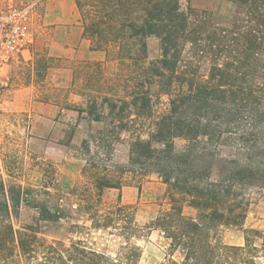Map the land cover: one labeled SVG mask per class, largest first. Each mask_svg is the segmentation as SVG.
Wrapping results in <instances>:
<instances>
[{"label":"trees","instance_id":"1","mask_svg":"<svg viewBox=\"0 0 264 264\" xmlns=\"http://www.w3.org/2000/svg\"><path fill=\"white\" fill-rule=\"evenodd\" d=\"M225 1L235 6L227 26L182 0H75L83 37L119 68L108 81L87 74L85 86L101 95L81 94L85 106L67 108L104 126L83 140L87 179L69 191L54 175L40 189L6 186L0 176V264H138V242L154 231L166 243L161 264H264V228H244L247 191L264 187V0ZM151 38L160 41L155 60ZM132 123L147 136L131 142L128 163L115 172L113 139ZM75 131L61 144L70 148ZM224 146L233 152L220 158ZM150 174L167 185L168 207L148 223L122 194L105 200L106 189ZM24 207L36 216L18 224ZM62 221L70 225L65 239L44 235L43 222ZM229 228L242 229L244 244L222 240ZM93 232L118 239L116 253L94 246Z\"/></svg>","mask_w":264,"mask_h":264},{"label":"rangeland","instance_id":"2","mask_svg":"<svg viewBox=\"0 0 264 264\" xmlns=\"http://www.w3.org/2000/svg\"><path fill=\"white\" fill-rule=\"evenodd\" d=\"M32 5L31 28L36 41L28 60L17 59L11 70V84L0 111V176L6 183L21 184L25 187L41 188L47 176L54 175L58 185L65 191L84 183V167L87 155L81 148L83 140L90 139L89 134L102 129L104 124L93 122L88 115L82 117L67 107H84L86 97L98 95L99 89L92 84L85 86L84 78L88 74L98 73L108 81L118 73V64L114 59L110 64L99 62L78 61L72 53L64 57L55 51L60 26L73 22L76 6L73 0H25ZM183 8L192 6L198 10L211 12L214 19L227 26L235 13V6L225 0H182ZM149 60L158 59L161 55L160 41L157 38L149 39ZM56 52V53H54ZM87 62V63H86ZM101 64V65H99ZM98 65V66H97ZM64 67L74 69L75 78L71 85L58 82V74ZM61 77V75H59ZM56 80V81H55ZM85 90V91H84ZM98 90L99 92L95 91ZM107 90H102L105 92ZM80 92V93H78ZM110 91H107V93ZM122 87L118 96L122 95ZM82 94V95H81ZM39 102L48 103L65 109L52 117L53 112L48 107H39ZM156 111L163 112L167 108L166 99L161 100ZM57 110V108H56ZM157 113V114H158ZM59 121L67 125L62 137L49 132ZM75 126V136L70 148L61 144L67 142L69 127ZM147 128L142 129L138 124L124 129L119 140L113 139L112 163L115 172L126 165L130 156V144L139 135L146 138ZM178 148H183L185 140L177 139ZM231 147H222L220 158H227L232 154ZM118 167V168H117ZM51 168L52 171L48 169ZM54 170V171H53ZM128 176H133L132 174ZM125 175V176H127ZM217 175L214 171L213 178ZM132 180L122 190L106 189L104 198L107 202H114L120 194L125 203L137 207V220L141 224L148 223L157 214L168 207L167 185L157 174H150L141 183ZM249 205L244 223L245 229L264 228V187H252L247 191ZM185 213L194 215L192 208H185ZM36 216L33 209L23 208L19 219L15 222L31 223ZM82 223V221H81ZM69 222H43L42 231L50 239H65L69 234ZM222 240L228 244H244V233L239 228H229L222 232ZM91 241L94 246L114 255L118 249L119 240L93 232ZM142 255L138 264H161L166 257V243L160 233L154 231L148 238L140 240Z\"/></svg>","mask_w":264,"mask_h":264},{"label":"built area","instance_id":"3","mask_svg":"<svg viewBox=\"0 0 264 264\" xmlns=\"http://www.w3.org/2000/svg\"><path fill=\"white\" fill-rule=\"evenodd\" d=\"M32 5L25 0H0V111L19 58L28 60L36 37L31 28Z\"/></svg>","mask_w":264,"mask_h":264},{"label":"crops","instance_id":"4","mask_svg":"<svg viewBox=\"0 0 264 264\" xmlns=\"http://www.w3.org/2000/svg\"><path fill=\"white\" fill-rule=\"evenodd\" d=\"M72 5L76 6L75 0H73ZM74 6V7H75ZM77 8V7H76ZM73 22L66 26H60L57 30L59 38L56 42V47L54 48L55 51H58L60 56L70 57L68 56L69 53L73 57L79 58L80 62L82 61H91V62H99L101 64H110V60L107 59V54L105 51L102 50H93L91 49V42L83 37V27L80 22V14L78 10L75 9V13L73 14ZM56 53V52H54ZM87 63V62H86ZM57 81L65 84V86L71 85L75 78V71L74 69L64 67L59 72ZM61 75V77H59ZM56 81V80H55ZM39 107L42 105L43 107H48L53 112L52 117H55L59 112H64L65 109L61 107H56L55 105H50L48 103L39 102L36 103ZM57 108V110H56ZM78 113L76 111H72ZM56 127L49 130L52 134H56L58 138H61L65 131V127L67 125L60 123L59 121H54ZM64 130H63V128ZM63 130V133H62Z\"/></svg>","mask_w":264,"mask_h":264}]
</instances>
